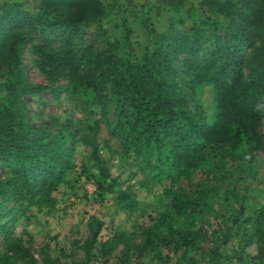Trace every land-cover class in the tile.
<instances>
[{
  "label": "trees",
  "instance_id": "16d2710c",
  "mask_svg": "<svg viewBox=\"0 0 264 264\" xmlns=\"http://www.w3.org/2000/svg\"><path fill=\"white\" fill-rule=\"evenodd\" d=\"M107 13L106 0H36L31 11L21 0L0 4V69L4 77L0 163L6 172L0 177V194H7L4 201L17 197L29 202L49 200V192L73 166L71 135L61 129L52 131L46 124L33 125L23 100L25 93L44 87L30 82L24 73L26 32L47 31L49 37L41 45L57 41L48 49L47 58L67 73L61 84L65 95L91 112V105L103 100L107 85L115 115L112 132L141 150L149 170L169 179L165 188L170 194L168 208L142 230L141 241L131 252L147 256L159 245L172 251L197 247L199 230L193 228V220L199 217L204 197L214 186L199 180L186 192L172 185L192 170L214 173L224 180L258 152H264V138L256 130L260 111L255 108L257 102L264 101V0L190 3L185 9L187 22L178 19L179 26L170 22L161 31L140 16L147 45L135 57L114 54L119 43L109 39L100 22ZM129 32L124 25L123 41L128 40ZM90 34L100 36L111 47L96 73L98 55L89 41ZM82 37L87 44L75 54L74 40ZM202 82L213 85L211 119L193 111L185 93L186 88ZM115 198L122 206L135 207V200L124 191ZM3 200L0 213L9 209ZM244 219L251 222L258 241L256 251L264 258V206ZM100 224L97 219L90 224L80 261L58 263L48 258L49 264H86L92 259L96 264H107L110 244H100L97 253L92 250ZM6 226L0 222V232ZM244 239L247 243V237ZM127 247L125 244L124 250ZM3 254L1 264H17L29 251L17 240H9ZM158 258L162 264H171L167 253ZM150 262L155 264L152 259Z\"/></svg>",
  "mask_w": 264,
  "mask_h": 264
},
{
  "label": "rangeland",
  "instance_id": "374dc122",
  "mask_svg": "<svg viewBox=\"0 0 264 264\" xmlns=\"http://www.w3.org/2000/svg\"><path fill=\"white\" fill-rule=\"evenodd\" d=\"M9 1L13 0H0V4ZM21 1L31 11L36 0ZM199 1L106 0L108 13L100 22L109 39L119 43L114 54L135 57L147 45L140 16H144L156 31H161L170 22L179 26L178 19L187 22L186 7L190 3L197 5ZM124 25L130 30L126 41L122 40ZM48 37L47 31L26 32L22 50L24 73L30 82L44 87L25 93L23 100L33 125L46 124L52 131L61 129L71 135L73 166L49 192V200L29 202L27 198L17 197L4 201L7 194H0V200L9 208L0 213V222L7 224L0 232V259L4 256L5 242L17 240L29 251V256L17 259V264H49L48 258L58 263L80 261L90 224L97 219L101 224L92 250L97 253L100 244H110L107 264H151V259L155 264H162L158 255L162 257L165 253L171 264H264V258L256 251L258 241L252 224L244 219L264 206L262 151L250 163L234 169L224 180L217 179L214 173L205 175L201 170H192L172 185V188L179 186L186 192L194 189L199 180L214 186L204 197L205 204L198 211L199 217L193 220V228L199 230V246L172 251L171 247L159 245V252L152 250L147 256L131 252V248L141 241L142 230L152 226L159 212L168 208L170 194L165 188L169 179L149 170L141 150L134 148L127 138L112 132L115 115L107 85L102 91L103 100L91 105V112L82 109L75 98L65 95L61 84L66 81L67 73L59 71L47 58L48 49L57 41L48 40L41 45ZM89 41L98 55L94 63L96 73L111 47H107L100 36L90 34ZM86 44L85 37L75 39L72 52L76 54ZM1 72L2 69L0 95L4 80ZM81 72L80 67L78 74ZM185 93L193 111H201L207 119L213 117L211 83H194ZM255 108L260 111L256 130L264 138V101L257 102ZM5 174L0 163V177ZM121 191L135 200V207L128 208L116 202L115 196ZM125 244L129 246L126 250ZM92 263L98 262L92 259L86 264Z\"/></svg>",
  "mask_w": 264,
  "mask_h": 264
}]
</instances>
